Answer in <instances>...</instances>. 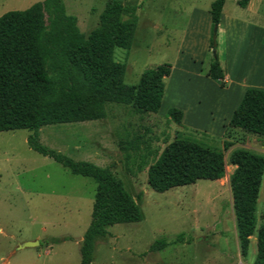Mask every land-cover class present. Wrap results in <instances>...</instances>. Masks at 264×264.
<instances>
[{
    "label": "rangeland",
    "instance_id": "obj_1",
    "mask_svg": "<svg viewBox=\"0 0 264 264\" xmlns=\"http://www.w3.org/2000/svg\"><path fill=\"white\" fill-rule=\"evenodd\" d=\"M47 1L0 0V16L40 4L48 31L54 11L49 15V6L44 9ZM107 1L62 0L85 36L100 26ZM118 1L135 7L136 28L129 48L115 49L114 59L125 64L127 85H136L145 71L170 67V74L162 76L160 107L140 115L133 103L109 104L102 120L44 126L39 135L43 145L107 169L133 198L141 195L137 204L142 220L114 225L111 237H98L92 264H199L220 249L227 264H253L255 232L264 223V173L256 230L247 256L234 260L228 183L234 167L228 156L243 148L264 157V137L230 128L228 122L240 98L232 83L241 90L249 85L264 88V0H251L245 8L237 5L239 0H225L213 48L208 12L213 0ZM213 49L225 74L224 88L207 77ZM171 108L182 112L179 122L167 114ZM29 134L25 129L0 132V264H80L96 185L30 150ZM182 137L223 151L221 181L199 180L158 193L147 185L146 168L136 171L138 160L126 161L120 149L125 143H144L160 153ZM225 143L230 144L227 149ZM29 241L38 245L19 248Z\"/></svg>",
    "mask_w": 264,
    "mask_h": 264
},
{
    "label": "trees",
    "instance_id": "obj_2",
    "mask_svg": "<svg viewBox=\"0 0 264 264\" xmlns=\"http://www.w3.org/2000/svg\"><path fill=\"white\" fill-rule=\"evenodd\" d=\"M250 0H239L245 8ZM225 0H213L209 7L210 36L219 25ZM52 25L46 31L40 4L26 10L9 11L0 16V132L25 129L28 148L47 157L72 175L91 179L96 187L91 219L79 248L80 264L93 263L98 237L109 238V228L117 224L140 222L142 212L122 182L107 169L91 162L77 161L40 142V129L102 120L106 107L133 103L140 115L160 107L162 76L170 67H158L141 74L136 85L124 83L125 64L115 61V49H128L136 28L135 7L108 0L100 14V26L87 36L80 32L77 19L68 15L62 0H49ZM127 15V19H122ZM209 47L213 48L211 39ZM207 77L220 88L225 74L217 55L209 63ZM167 114L179 122L182 112L171 108ZM228 126L264 137V89L249 88L232 112ZM230 144L225 143L224 149ZM126 161L136 162V171L146 168L147 185L163 193L199 180L216 181L225 176L222 150L187 137L176 138L160 152H151L144 143H125L120 147ZM234 167L228 183L232 198L234 226L241 258L248 253L255 232V207L264 173V157L238 148L230 152ZM253 264H264V223L255 232ZM165 245L162 241H155ZM154 243V244H155Z\"/></svg>",
    "mask_w": 264,
    "mask_h": 264
},
{
    "label": "crops",
    "instance_id": "obj_3",
    "mask_svg": "<svg viewBox=\"0 0 264 264\" xmlns=\"http://www.w3.org/2000/svg\"><path fill=\"white\" fill-rule=\"evenodd\" d=\"M248 3H251V0L248 2ZM226 79L227 81H229V77L226 76ZM230 84V83H229ZM255 86V85H254ZM254 86H246L244 89H239V86L236 85L235 83L231 84V88L232 89H235L236 91V94H238V92L240 93V98L237 102V105L239 104L242 96H243V93L245 92V90L249 89L250 87H254ZM258 89H264V88H258ZM233 100V99H232ZM230 101V100H229ZM236 105V106H237ZM221 180V179H220ZM234 242H235V245H234V260H240L241 256H240V252H239V247H238V241H237V236H236V230H235V226H234ZM206 257L203 259V261L199 264H227V262L225 261V252L223 250H219L218 251V254L216 257H210V256H207L205 255ZM232 263V262H231ZM234 263V262H233ZM232 263V264H233ZM230 264V263H229ZM236 264V263H234Z\"/></svg>",
    "mask_w": 264,
    "mask_h": 264
},
{
    "label": "water",
    "instance_id": "obj_4",
    "mask_svg": "<svg viewBox=\"0 0 264 264\" xmlns=\"http://www.w3.org/2000/svg\"><path fill=\"white\" fill-rule=\"evenodd\" d=\"M217 31H218V25H215L211 31V43L212 46L215 47L216 45V35H217ZM212 54L215 55V50H212ZM35 245H38V241H29V242H24L22 243L19 248H30V247H34Z\"/></svg>",
    "mask_w": 264,
    "mask_h": 264
},
{
    "label": "bare ground",
    "instance_id": "obj_5",
    "mask_svg": "<svg viewBox=\"0 0 264 264\" xmlns=\"http://www.w3.org/2000/svg\"><path fill=\"white\" fill-rule=\"evenodd\" d=\"M219 181H221V180H219Z\"/></svg>",
    "mask_w": 264,
    "mask_h": 264
}]
</instances>
